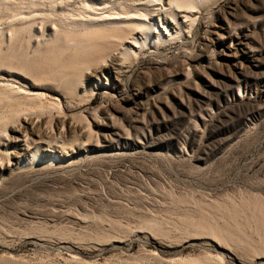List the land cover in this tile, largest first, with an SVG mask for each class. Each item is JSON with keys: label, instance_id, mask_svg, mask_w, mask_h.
Returning <instances> with one entry per match:
<instances>
[{"label": "rangeland", "instance_id": "obj_1", "mask_svg": "<svg viewBox=\"0 0 264 264\" xmlns=\"http://www.w3.org/2000/svg\"><path fill=\"white\" fill-rule=\"evenodd\" d=\"M202 6L181 37L124 57L119 94L60 111L18 99L1 69L45 93L31 83L52 87L76 54L0 21V145L18 154L7 139L27 120L32 151L0 186V264H264V0Z\"/></svg>", "mask_w": 264, "mask_h": 264}, {"label": "bare ground", "instance_id": "obj_2", "mask_svg": "<svg viewBox=\"0 0 264 264\" xmlns=\"http://www.w3.org/2000/svg\"><path fill=\"white\" fill-rule=\"evenodd\" d=\"M74 2L72 3V0H0L2 30L8 29L14 34L24 32L29 26L38 29V25H43L46 30H52V36L59 37L54 46L61 54L70 52L76 54L75 58L64 65L62 74L53 78L52 87L37 84L35 81L31 83L34 88H44L45 93L33 89L26 91L25 88L14 85L12 82H19L16 77L19 78L20 73L15 70L1 69L2 72L10 75L8 79L11 81L8 83L4 80L7 83H3L2 80L1 85L11 86V91L14 88L16 91L12 92L20 94L17 95L18 99L24 97L35 101L32 99L38 100L44 95L47 96L48 105L40 106V109L44 107L43 110L52 108L60 111V107L64 105L62 101L68 103L74 101L81 92L88 90H90L91 98L97 96L99 92L113 91L119 94L118 85H121L123 78L128 74L123 63L124 57L138 54L144 48V44L154 45L156 42L166 41L167 36L170 39L181 37L183 30L190 27L191 22L197 18L196 9L207 4V0H82V3ZM158 17L160 19L163 17L160 26L156 22ZM44 34L48 35L45 30ZM9 91L8 93L11 92ZM121 98L123 100L122 96ZM93 102L94 100H89L85 108L91 110L90 106ZM39 105L38 103V108ZM75 112L67 110L65 118L75 116ZM29 127L30 123L27 124L26 120L23 130L12 129L11 136H7L8 143H11V147L15 150L18 149L19 156L14 152L11 154L8 144L0 145V186L10 178L17 166L24 165L22 157L32 152L27 132Z\"/></svg>", "mask_w": 264, "mask_h": 264}]
</instances>
